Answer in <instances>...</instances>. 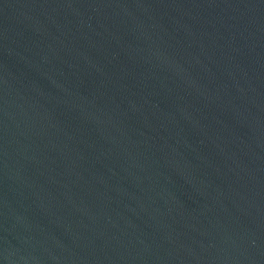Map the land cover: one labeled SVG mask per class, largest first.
<instances>
[{"label": "water", "instance_id": "water-1", "mask_svg": "<svg viewBox=\"0 0 264 264\" xmlns=\"http://www.w3.org/2000/svg\"><path fill=\"white\" fill-rule=\"evenodd\" d=\"M0 264H264V0H0Z\"/></svg>", "mask_w": 264, "mask_h": 264}]
</instances>
